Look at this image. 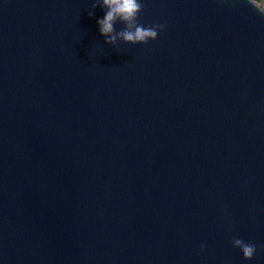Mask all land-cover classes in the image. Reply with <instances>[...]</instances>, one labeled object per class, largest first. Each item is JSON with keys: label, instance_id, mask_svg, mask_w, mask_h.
Here are the masks:
<instances>
[{"label": "water", "instance_id": "1", "mask_svg": "<svg viewBox=\"0 0 264 264\" xmlns=\"http://www.w3.org/2000/svg\"><path fill=\"white\" fill-rule=\"evenodd\" d=\"M140 2L0 0V264H264V16Z\"/></svg>", "mask_w": 264, "mask_h": 264}, {"label": "clouds", "instance_id": "2", "mask_svg": "<svg viewBox=\"0 0 264 264\" xmlns=\"http://www.w3.org/2000/svg\"><path fill=\"white\" fill-rule=\"evenodd\" d=\"M247 2L264 16V0H247ZM98 6L105 10L104 17L97 21L99 32L105 38V44L114 46L118 41L132 45L147 44L150 40H156L159 32L166 29L165 24L145 26L139 22V16L143 11L140 0H95L92 4L93 10ZM88 14L92 17L94 11ZM118 23L123 25L120 30L116 29ZM232 243L242 251L244 259L251 260L254 257L256 245L239 238L233 239Z\"/></svg>", "mask_w": 264, "mask_h": 264}]
</instances>
